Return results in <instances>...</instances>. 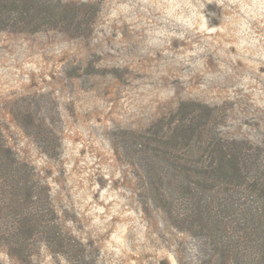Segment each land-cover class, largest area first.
<instances>
[{
    "label": "rangeland",
    "instance_id": "obj_1",
    "mask_svg": "<svg viewBox=\"0 0 264 264\" xmlns=\"http://www.w3.org/2000/svg\"><path fill=\"white\" fill-rule=\"evenodd\" d=\"M11 14L0 139L33 188H0V264H200L198 235L145 187L158 158L141 143L188 109L264 161V0H47Z\"/></svg>",
    "mask_w": 264,
    "mask_h": 264
},
{
    "label": "trees",
    "instance_id": "obj_2",
    "mask_svg": "<svg viewBox=\"0 0 264 264\" xmlns=\"http://www.w3.org/2000/svg\"><path fill=\"white\" fill-rule=\"evenodd\" d=\"M32 2L47 0H0V28L10 21L18 26L11 12ZM176 114L142 140L141 151L153 150L158 158L149 159L157 168L147 171L145 187L198 235L200 264H264V161L211 130L208 114L180 108ZM27 170L28 163L0 139V188L32 190Z\"/></svg>",
    "mask_w": 264,
    "mask_h": 264
}]
</instances>
